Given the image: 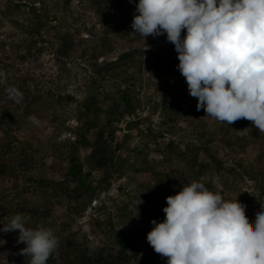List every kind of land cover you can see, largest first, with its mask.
Returning <instances> with one entry per match:
<instances>
[{
  "label": "trees",
  "instance_id": "1",
  "mask_svg": "<svg viewBox=\"0 0 264 264\" xmlns=\"http://www.w3.org/2000/svg\"><path fill=\"white\" fill-rule=\"evenodd\" d=\"M62 1L65 4L61 5ZM71 1L6 0L9 4L6 10H0V25L8 21L12 26L11 34L19 35L22 31L25 39L17 45L14 56L17 62L22 65L37 61L38 56L46 51H53L52 53L56 54L59 61L71 58V46L75 43L73 34L67 33L61 36L62 46L55 50L54 45L48 46L50 42L43 35V30L50 23L67 24L65 17L57 12L55 14L54 11H57L56 9H59L60 6H64L66 9L70 6ZM81 1L86 2V5L94 11L95 17L105 28L106 36L102 38L104 46H109L108 38L114 32L123 37L129 33L132 34V37L140 35L135 33L131 27L133 17L137 14L135 6L138 0ZM37 4H40L41 13L36 7ZM9 10L16 11V13L26 10L29 18L26 21L23 19L21 21L10 16ZM73 23H78V20H73ZM3 35L5 34L0 32V43H2ZM12 35H9L10 38ZM81 42H83L81 58H84L83 61L92 68V73L89 75V93L83 102H80L72 94H56L52 88L46 91L38 87L37 84H35L36 90H33L31 84L21 77L23 74H20L21 69L18 65L9 59L3 60L0 56L1 72L10 73L18 80V89L23 93L22 101L26 102L25 108L28 115L32 116V113H35L32 110L38 101V96H35L36 91H43L47 98L46 110L48 112L53 110L52 123L58 125L55 128L52 153L68 164L63 180L51 178L47 172L46 162L39 156L41 151L35 149L30 142L18 138L15 134V115L10 104L4 106L0 110V178L12 185L6 190L8 191L7 195L5 190L0 195V228L13 215L23 213L30 217L28 226H44L52 229L58 239V246L49 257L47 264H159V257L149 255L138 243L144 240L149 229L153 227L151 224L153 219L157 222L163 221L160 208L166 205V197L177 194L183 184L199 181L213 191L212 184L207 180L212 165L216 167L217 172H225L235 179H240V183L246 179L254 180L257 187L262 190L264 197V143L261 146L262 154L257 158L256 163L244 164L242 160H236V164L232 168H226L218 153L213 150L214 144L224 142V139L219 138L221 136L227 141H236L242 149L256 142L257 139L264 141V132H260L251 121L246 119H240L228 125L222 124L210 130L204 123V119L209 117L205 116V111L193 112V115L191 113L183 114L179 108L174 107L173 101L164 104L154 102V113H159V120L156 124L147 126L144 130L140 127L144 121L138 120L127 125L129 130L137 129L139 131L140 145L135 148L133 158L117 155V150H120L123 143L130 139V135H126L121 144L117 145V150L114 149L112 143L116 138L119 121L141 108V105L135 102V95L131 90V87L135 86L131 84L132 81L128 74L136 66L138 55L142 58L143 52L137 47H131L115 59L106 58L99 62L101 58L105 57V52L99 48L89 50L88 40H81L78 43ZM1 54H6L4 48H0ZM176 66H178L177 62ZM113 86L117 88L111 91ZM39 98L42 99L41 96ZM73 105L75 106L73 112L58 109L63 106L70 108ZM102 114L107 115L105 122H101L99 119ZM90 117L94 119L91 120ZM83 118L90 119L84 122ZM181 119L190 121V125L186 129L179 126ZM70 120L78 122L75 129L69 126ZM93 127H97V132L92 141L88 133ZM246 128L249 130L251 138L249 136L238 137L239 132ZM65 130L72 132L75 139L59 140ZM167 136H169V143L166 149L182 156L190 168L189 175H185L173 167L174 156L171 152L159 150V139ZM151 145H156L158 152L162 154V162L165 164L164 171L154 173V178L150 181L149 186H146L147 192L136 193V198L134 197V199L141 197L143 200L147 199L146 202L150 204L147 214L150 220L149 225L143 226L138 232L129 233L115 230L112 227V243L107 242L95 249L75 239L70 232L73 220L71 216L75 214L82 216L94 201L111 189V180L117 174L119 177L127 175L131 179L135 175L143 174L145 166L140 162L141 156L149 150ZM221 145L231 146L222 143ZM83 150H90V154L85 158L82 157ZM207 161L210 164L206 163ZM98 170L103 171L104 175L96 181L93 174ZM243 183L241 187L244 185ZM225 194L223 192L220 195L225 199H231ZM238 201L245 209L247 207L253 209L251 211L253 216L261 210L257 202L264 205L262 198L256 202L243 193ZM58 207L65 210L64 219L63 214L60 219H55ZM103 208L102 205L100 210ZM98 211L99 209L96 210V212ZM251 217L246 216L250 226L253 224ZM18 235L19 230L7 233L0 231V238L6 241L7 249L10 252L8 261L3 264H29L30 257L21 254V249L26 245L17 243Z\"/></svg>",
  "mask_w": 264,
  "mask_h": 264
},
{
  "label": "clouds",
  "instance_id": "2",
  "mask_svg": "<svg viewBox=\"0 0 264 264\" xmlns=\"http://www.w3.org/2000/svg\"><path fill=\"white\" fill-rule=\"evenodd\" d=\"M135 9V33H166L175 45L197 110L227 125L246 119L264 132V0H138ZM6 92L16 103L23 99L15 86ZM29 120L41 124L35 115ZM166 205L163 221H151L147 241L167 264H264V205L250 226L237 197L225 199L199 181L183 184ZM29 220L17 213L0 231L19 230L17 243L26 245L21 254L29 264H47L58 239L50 228L28 226Z\"/></svg>",
  "mask_w": 264,
  "mask_h": 264
},
{
  "label": "rangeland",
  "instance_id": "3",
  "mask_svg": "<svg viewBox=\"0 0 264 264\" xmlns=\"http://www.w3.org/2000/svg\"><path fill=\"white\" fill-rule=\"evenodd\" d=\"M22 1L27 2L28 0ZM8 4L6 0H0V10H6ZM60 4H65V2L62 1ZM36 7L39 9V13H41L40 4H37ZM60 7V10L57 8V11H54V13L56 14L57 12V14H61L65 17L67 24L50 23L43 30V35L45 39L50 42L48 46L51 47V45H54L55 50L62 46L61 36L67 33L73 34L75 43L71 46L72 56L69 59L59 61L56 54L52 53L53 51H46L41 56H38L37 61H31L21 65L15 60L14 56L19 42L25 41L22 34L23 32L20 31L19 35L13 36L11 34L12 26L9 25L8 21L0 25V32L5 34L1 38L2 43H0V48H4L6 51V54H1L0 56L3 60L9 59L11 62L18 65L21 69L20 74H23L21 77L26 79L27 83L31 84L33 90H36L35 84H37L38 87L46 91L52 88L53 92L56 94H72L76 96L80 102H83L89 93V75L92 73V68L83 61L84 58H81L83 53V42H78L81 40H88L89 50L92 51L93 49L99 48L105 52V57L101 58L99 62L106 58L115 59L122 52L131 47H137L143 52L142 58L138 55L136 66L132 68L128 74L129 79L132 81L131 84L135 86L134 88L131 87L132 93L135 95V102L141 105L139 109L143 115L139 120L144 121L140 126L143 130L146 129L147 126L156 124L159 120V113H154V102L164 104L173 101L174 107L179 108L183 114L204 112L202 108L197 110V98L189 94L185 78L180 71L178 73V68L176 66V62L179 64L178 54L175 50V45H170L171 43L167 41L166 33L159 36L149 35L143 38L140 35L132 37L131 33L123 37L114 32L109 36V46L106 47L102 42V38L106 36V30L95 17L94 11L86 5V2L72 0L70 6L66 9L64 6ZM9 12L10 16L18 18L21 21L22 19L26 21L27 18H29L26 10L19 13H16V11L11 12V10H9ZM73 20H78V23H73ZM183 32H186V30H182V33ZM182 33L181 36L185 34ZM9 35H12V37L10 38ZM9 86L18 88V80L10 73H4V82L0 83V110L4 106L10 104L16 120L15 134L20 140L30 142L35 149L41 151L39 156L46 162L48 167L47 172L51 178L63 180L68 164L52 153L55 128H57L58 125L52 123L51 115L53 110L49 112L46 110L47 98L44 96L43 91H36L35 93V96H38V101L37 105H34V109L32 110V112L35 113L32 114L41 122L40 126H36L29 120L30 115L26 113V102L21 101L20 103H16L8 98L6 89ZM123 86L126 87V85ZM115 88L117 87L111 88V91H114ZM39 96H41L42 99L39 98ZM58 109L60 111L67 110L73 112L75 106L73 105L70 108L63 106L60 108L58 107ZM106 117L107 115L102 114L99 119L101 122H105L107 120ZM90 118H92L91 120L94 119L93 117ZM89 119L83 118V121L86 122ZM124 120L125 119H122L118 123L115 134L116 138L112 145L114 149L117 150V145L119 143L121 144L122 139L126 135H130V139L123 143V147L117 150L116 154L133 158L135 148L140 145L139 131L137 129L129 130ZM204 120L205 126L210 130L222 125V123L216 121L212 117H207ZM69 123L73 126L78 124L76 120H70ZM188 125H190V121L182 119L179 121V126L183 129H186ZM96 132L97 127H93L89 130L88 134L92 141L95 139ZM65 133L68 134V131L65 130L59 140H66L68 138V136H65ZM247 136L250 137L247 128L239 132L238 135L240 138H245ZM219 138H221V140L224 139V142H221L222 144L231 145L230 147H224L219 142L213 145V150L218 153L220 160L226 165V168L234 167L236 160H242L244 164L256 163L257 158L262 154L261 146H263V140L257 139L256 142L242 149L236 141H227V139L222 136ZM228 142L230 143L227 144ZM168 143L169 136L160 138L158 141V145L160 146L159 150L170 153L171 150L166 149ZM88 154H90V150L82 151L83 158ZM172 154L174 156L172 160L173 167L183 172L185 175H189L190 168L182 156L177 153ZM162 161V154L158 152L156 145H151L149 150L145 151L141 156L140 162L145 166L143 174L135 175V177H132L133 179L127 175L119 177L118 174L113 177L111 180V189L103 193L101 197L96 200L97 204L96 207H93V210H87L88 212L86 211L82 216L76 214L71 216L73 220L70 232L73 234L74 238L95 249L96 247L105 245L107 242L112 243V227H114L115 230L129 233L138 232L143 226L149 225L150 220L147 214L150 204L146 202L147 199L143 200L142 197L134 199V197L136 198V193L141 194L147 192L146 188L154 178V173L164 171L165 164ZM206 163L210 164L209 161ZM210 171L207 180L212 184L213 192L219 194L225 192L226 197L231 199L237 197L239 200L242 193L245 194L243 189L248 182L257 185L254 180L246 179L244 180L245 182L243 181L244 183L242 182L244 185L241 187L242 183H240V179H235L225 172H217L214 165H212ZM93 175L97 181L103 177L104 172L98 170L95 171ZM11 185L10 182L0 178V195L4 190H8ZM258 190L262 192L261 189L258 188ZM7 194L8 191H6V195ZM255 201L257 202V200ZM257 203H259L261 207V202ZM102 205L104 208L100 210ZM166 206L167 205L164 207ZM164 207L160 208L162 220L165 217V213L163 212ZM97 209H99L98 212H96ZM252 210L253 209L250 207H247L245 209V214L246 216H252L251 219H253L252 222L254 223L256 215H251ZM62 214L64 219V214H66L65 210L58 207L55 219H60ZM151 229L152 228H150L149 231H151ZM0 240L2 239L0 238ZM141 242L143 243L142 247L149 255H157L159 257V264H167L168 258L154 251L147 241V236ZM9 256L10 252L7 249L6 241H4L3 244H0V264L8 261L7 259Z\"/></svg>",
  "mask_w": 264,
  "mask_h": 264
},
{
  "label": "built area",
  "instance_id": "4",
  "mask_svg": "<svg viewBox=\"0 0 264 264\" xmlns=\"http://www.w3.org/2000/svg\"><path fill=\"white\" fill-rule=\"evenodd\" d=\"M183 33H185V32H183ZM182 33V34H183ZM185 35V34H184ZM183 35V36H184ZM182 36V37H183ZM171 43V42H170ZM170 45H174L173 43H171ZM142 115H143V113L142 112H140V109H137L136 110V112L134 113V114H132V115H130V116H125V124H126V126L128 125V124H130V123H132V122H135V121H138L139 119H141V117H142ZM69 125L72 127V129H75L76 127H77V125L78 124H76V126H73L71 123H69ZM66 135L65 136H68V138H72L73 140L75 139V135L72 133V132H68V134L67 133H65ZM243 191H244V193L247 195V197L249 198V199H253V200H260L261 198H262V200L264 201V197H263V195H262V192H260L259 190H258V187H257V185H255V184H251L250 182H248L247 184H246V186L244 187V189H243ZM249 192H252V193H254V194H251V193H249ZM96 204H97V201H94V203L92 204V206L89 208L90 210H93V207H96ZM88 209V210H89ZM88 212V211H87ZM140 246H143V243L142 242H139L138 243Z\"/></svg>",
  "mask_w": 264,
  "mask_h": 264
}]
</instances>
